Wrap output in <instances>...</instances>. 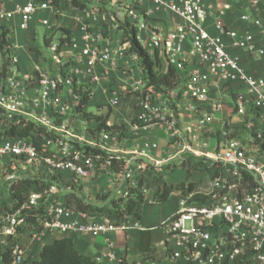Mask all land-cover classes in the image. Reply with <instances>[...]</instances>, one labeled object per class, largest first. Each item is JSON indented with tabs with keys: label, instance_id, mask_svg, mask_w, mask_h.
<instances>
[{
	"label": "built area",
	"instance_id": "obj_1",
	"mask_svg": "<svg viewBox=\"0 0 264 264\" xmlns=\"http://www.w3.org/2000/svg\"><path fill=\"white\" fill-rule=\"evenodd\" d=\"M125 1L126 21L156 62L155 68L163 61L167 69L173 67L184 74L175 94L167 89L165 95L164 87L157 92L141 67V79L121 82L136 111L137 122L131 128L137 132L164 126L180 141V163L189 157L202 159L210 172L202 186L180 191L177 212L159 226L166 236V256L142 264H264V79L250 77L235 54L262 53L254 35L226 29L221 23L216 24L217 35L207 30L212 3L220 0ZM47 11L57 18L60 15L53 0H28L11 11L0 2V29L16 17L20 29L26 31L36 15ZM163 12L182 22L169 31L152 28L155 15ZM224 12L220 10L219 16ZM241 21L262 26L248 14ZM40 25L53 29L48 19H41ZM122 33L113 48L99 32L84 28L82 44L64 43L73 51L66 62L63 44L47 37L57 69L53 75L36 66L34 75L20 76L14 69L17 58L10 54L9 71L0 77V127L31 124L40 143L36 146L31 138L19 137L0 140V264H33L39 260L42 246L54 241L53 235L103 236L106 258L128 264L117 254L110 233L156 229L138 223L116 225L103 216L78 212L65 200L106 171L112 178L113 199L126 203L147 169L160 172L174 160L153 157L160 149L157 142L145 141L131 151L117 148L119 134L100 130L94 119H88V104L78 111L85 98L88 103L92 100L101 83L97 69H117L118 59L125 58L129 43L122 44L124 30ZM130 54L139 64L136 55ZM231 82L245 87L233 95L232 113L247 134L243 137L223 123L210 147L198 136L223 105L209 102V93ZM120 98L111 89L97 116L108 117L106 112L115 111ZM208 102L210 110L206 111L203 107ZM184 113L193 118L185 125L180 119ZM250 114L263 119L259 127L253 129L251 121L245 123ZM106 124L113 126L109 117ZM115 165L119 170L112 169ZM117 180L121 186H116ZM75 187L79 191H74ZM150 203L157 204V199Z\"/></svg>",
	"mask_w": 264,
	"mask_h": 264
},
{
	"label": "crops",
	"instance_id": "obj_2",
	"mask_svg": "<svg viewBox=\"0 0 264 264\" xmlns=\"http://www.w3.org/2000/svg\"><path fill=\"white\" fill-rule=\"evenodd\" d=\"M28 0H0L3 6L7 10H13L18 4H25ZM85 5L83 10L74 8L71 6L70 2L66 0H59V5L55 6L59 9L60 15L55 17L51 11L39 13L35 16L33 22L30 24L28 30L23 31L20 29L19 19L14 17L11 22L1 24V29L8 31L9 33V43L10 52L13 56L17 58V64L14 69L20 76L24 75H34L35 67L40 66L41 69L51 75L55 74L57 69L53 61H49L48 58L37 48V30L36 28L40 25L41 19H48L53 25V29H45V39L51 37L54 41H59L62 37L58 28L65 27L72 31L73 42L82 44L84 36V28H88L90 32H99L106 40L111 41L113 48L117 47V42L121 39L123 33L119 30V26L113 23L114 18H110L108 13L100 12L102 5L114 6V7H125V0H79ZM212 8L207 21V30L212 35H217L218 31L216 29V24L221 23L224 28L239 31V32H250L254 35L255 41L258 48L262 53L258 54H247L243 52L235 51L241 59V63L247 74L252 78L264 79V0H220L218 2L212 3ZM224 9V15L219 16V11ZM117 17L120 21L126 19V14L124 9H116ZM245 14L251 15L252 17L261 21L262 26L254 27L251 23H243L241 17ZM182 21L170 13H157L154 19L151 21L152 28L162 29L169 31L174 29V27L181 23ZM43 27V26H42ZM45 28V27H44ZM0 29V30H1ZM57 39H54L56 38ZM45 44L48 46L49 43ZM65 51V62L71 58L73 51L67 47V45H62ZM124 59H118L117 69H111L109 67L98 68L97 73L101 77V83L95 90V95L92 100L87 105V111L100 115L98 111V105L101 104L108 95L111 89H115L119 94L125 92L123 88V83L132 80L141 79L142 73L139 68L138 61L133 58L128 52ZM4 59L0 53V67L3 64ZM161 73H166L167 65L165 62H160ZM159 66V67H160ZM118 68L123 70L118 71ZM180 84L184 80V74L179 73ZM126 77V78H125ZM112 81V82H111ZM177 90V89H176ZM176 90H172L168 93H176ZM178 91V90H177ZM245 91V87L239 82H231L224 84L222 90H213L209 93V102H219L223 105V110L216 114L214 121L202 132L199 137L200 141L208 142L210 147L215 145L218 133L222 129V124L227 123L232 126L235 131L239 132L243 137L246 136L245 126L243 129L239 128L240 119L236 117L233 111L232 97L237 92ZM163 92H167V89H163ZM96 97L95 101L93 100ZM93 102V106L96 107V112H91L89 110L90 103ZM209 102L205 107L206 111L210 110ZM130 102L127 100L124 106L125 111L123 113L115 111V114L109 117V121L112 125L121 124L125 125V142L121 143L117 148L124 151H131L133 149L140 148L142 143L145 141L157 142L160 146L159 151L153 153L155 158L173 157L176 166V172L170 173L171 170L163 167L160 172H157L158 178L163 183V177L167 175L164 183L179 185H188L190 182L201 184L208 180V175L205 178H196L193 174L191 178H187L185 172L179 167L180 161L183 155H179L181 150L180 141H176L174 137L169 134V131L164 126L153 125L140 131H133L132 125H129V117L135 118L136 111L129 108ZM114 115H116L114 117ZM183 125L188 124L193 118L189 113H184L180 117ZM245 123H249L255 127H259L263 119L258 115V118L253 115H249L244 118ZM127 124V125H126ZM121 127V125H120ZM122 129V128H120ZM120 129L116 132L119 134ZM91 136V135H88ZM192 158V157H189ZM197 159V158H196ZM198 160V159H197ZM203 179V180H202ZM201 182V183H200ZM90 183V182H89ZM88 183V184H89ZM112 186V185H111ZM90 188V187H89ZM148 192H145L146 206L143 210V214L140 220L129 218L127 223L133 225L138 223L142 227H147V230L142 231L138 228H134L128 231L118 230L110 233V237L114 240L116 244L117 254L123 258V260L128 264H142L143 262L150 260L145 259V255L142 252L143 247H150L155 251L156 258H162L166 256L165 245L166 236L159 226L172 217L179 208L180 201V191L172 193L169 198L163 204L150 203L148 200ZM152 199H157L155 196L151 195ZM77 217V216H76ZM77 219V218H75ZM52 239L60 240L62 236H52ZM74 246L76 250L100 264H119L115 262H110L106 258V253L108 248L104 243L103 236H89V237H72Z\"/></svg>",
	"mask_w": 264,
	"mask_h": 264
},
{
	"label": "trees",
	"instance_id": "obj_3",
	"mask_svg": "<svg viewBox=\"0 0 264 264\" xmlns=\"http://www.w3.org/2000/svg\"><path fill=\"white\" fill-rule=\"evenodd\" d=\"M70 2L71 6L80 10L85 8V5L79 2V0H66ZM55 6L59 5V0H53ZM119 30H124V37L122 39V44L129 43L128 53H133L139 60V67L144 69L147 76L149 85L153 87L157 92H162V88H166L170 91L175 90L180 85V75L177 70L173 67L167 69L166 73H160L159 69L156 70V62L143 48L136 37V30L132 28L126 21L123 23ZM61 34L59 42L71 43L73 39V33L65 27L58 28ZM46 43H49L45 39ZM10 43H9V33L3 29L0 30V53L4 59L1 65V71L3 72L1 76H6L9 68L11 66L10 61ZM89 99L85 98L82 104L79 106L78 111L82 112L83 108L88 104ZM85 116L90 120H95L98 123L100 130H106L111 133H116L121 127L118 125H113L112 127L107 126L106 122L108 117L95 116L90 113H85ZM31 138L36 146H39L40 140L36 136L31 124L24 126V123L18 125H11L8 127H0V140L7 138ZM198 161L196 158H188L185 162L181 163L179 167L185 172L187 178H191L192 171L198 169ZM120 167L114 166L112 169L119 170ZM169 169V167H166ZM200 184L190 182L187 186L185 184L173 185L162 183L160 178L157 176V170L147 169L138 182V187L130 190L131 199L126 203L122 200H111L110 209L98 208L97 211H93L90 207L85 205L81 199L80 193H70L66 197V202L71 208L78 212H84L90 216H103L109 221L116 225L124 224L129 218L140 220L143 214V210L146 206L144 191H151L153 196L157 198L158 204H163L169 196L177 191H183L186 189L192 191L198 188ZM27 187H24L26 190ZM81 190V189H80ZM74 191H79L78 188H74ZM142 252L145 255V259L156 258L155 251L150 247H143ZM33 264H100L95 260L80 254L75 246L72 237L62 238L60 240H55L52 243H46L42 246L40 251L39 260L34 261Z\"/></svg>",
	"mask_w": 264,
	"mask_h": 264
},
{
	"label": "rangeland",
	"instance_id": "obj_4",
	"mask_svg": "<svg viewBox=\"0 0 264 264\" xmlns=\"http://www.w3.org/2000/svg\"><path fill=\"white\" fill-rule=\"evenodd\" d=\"M118 9H124L125 7H117ZM116 7L114 6H108V5H102L101 6V9H99L100 12H105V13H108L109 14V17L110 18H114L113 23H116L117 26H121L123 23H125L126 19L120 21L117 17V13H116ZM127 22V21H126ZM118 27V28H119ZM46 28L42 27V26H38L36 28L37 30V48L48 58L49 61H52V53L51 51L49 50V47L45 44V30ZM54 39H57L54 38ZM126 55H129V54H126ZM158 66H160V64H158ZM161 66L159 67V72L161 73ZM123 70L122 68H118V71H121ZM158 70V69H156ZM2 71H1V67H0V77L2 75ZM112 82V81H111ZM127 92H123V93H120V102L118 104V107L115 111H121L123 113V111H125V105H126V102L127 100L130 101L132 100L131 99V94L130 95H127L125 94ZM166 95V93H164ZM96 97L93 99L95 101ZM104 102L105 100L98 105V111L100 109H103L105 107L104 105ZM131 102V101H130ZM133 102L130 103L129 105V108L131 110H133ZM89 110L91 112H96V107L93 106V102L90 103L89 105ZM115 111H111V110H108L106 112V115L108 117H110L111 115L115 114ZM87 113H89L87 111ZM92 115H95L97 116L96 114L94 113H90ZM116 115H114L115 117ZM129 120V125H134V122H137L135 120V118L133 119L132 117H129L128 118ZM90 122V126H93V127H97V125L94 124V121H89ZM121 125V128L120 131H119V137H118V145H120L121 143L125 142L126 140V137H125V132H126V129H125V125L124 124H121V122L119 123V126ZM127 125V124H126ZM90 132H92V135H95V130L94 128H90ZM97 140V138H96ZM112 144H110L109 146H111ZM174 161V160H173ZM171 162L172 165L168 166L169 169L171 170L170 173H174L176 172V166H175V162ZM198 163V169L193 171V174H195L196 178L198 177L199 178H205V175L209 176L210 175V172L205 164V162L202 161V159H198V161H196ZM168 175V173H167ZM167 175H165L163 177V180L166 181L167 179H165L167 177ZM111 176L108 174V172H104L100 175H98V177L96 179H93L89 184H87L84 188L81 189V192H80V196H81V199L83 200V202L85 203V205H87L88 207H90L93 211H97L98 208H106V209H110V204H111V200L113 199L112 197V192H111V183L109 182L111 180ZM206 179V178H205ZM203 180V179H202ZM163 181V182H164ZM206 182V181H205ZM201 183V182H200ZM204 183V182H203ZM203 183H201L200 185L202 186ZM121 186V183L119 182V180H117V183H116V186ZM90 187V188H89ZM151 195H153L152 192H148V200H153Z\"/></svg>",
	"mask_w": 264,
	"mask_h": 264
}]
</instances>
